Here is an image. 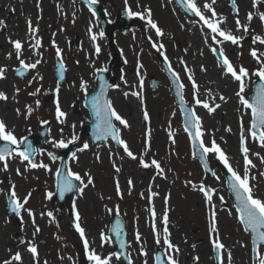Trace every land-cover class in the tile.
<instances>
[{
	"label": "rangeland",
	"instance_id": "rangeland-1",
	"mask_svg": "<svg viewBox=\"0 0 264 264\" xmlns=\"http://www.w3.org/2000/svg\"><path fill=\"white\" fill-rule=\"evenodd\" d=\"M8 1L13 2L14 0ZM8 1L0 0V21H5V26H10L11 30L15 29V34L2 30L0 32V41L1 45H5L7 51H9L6 54L13 51L11 58H8V55L6 57L4 55L3 60L8 66L6 67V74L11 82L12 95L15 96V99L11 100L15 101L16 108L18 107L17 109L20 110L21 115L14 116L15 119L12 120V124L6 121L5 123L10 130L14 131L17 138L30 134L34 136V140L37 136L36 130L43 124L42 121H48L51 128L45 140L44 149L36 153L33 159L36 163L43 162L47 164L49 166L48 170L44 168H28L25 171L27 161H22L15 154L6 158L7 170H2L5 162L0 161V227L4 233L0 264H3L5 260H9L16 252L28 256L31 259V264H81L87 261V254L81 245L80 234L73 226V223H75L73 204H75L76 211L77 208L81 210L79 222L85 230V238L92 242L90 244L91 249L102 257H108L113 253L114 244H112L113 239L109 233V225L111 217L114 214H119L128 227L129 254L134 255L132 258L133 264H145V262L153 264L154 251L157 248H166L163 244L164 226L161 220L165 208H167L168 218L170 216L175 217L179 213H183L184 210L188 211L186 214L187 218H185L187 220L182 218L181 224L185 230V235L191 236V239L188 237L190 248L192 251L197 250L195 248H199L197 251L200 255L199 257L197 253L198 259H196V256H191V264L195 263L193 259H196L197 264H214L212 254L208 250L211 249L212 245L207 239L210 234L209 227L212 211H215L216 216L221 213L224 217L232 219L229 232L220 236V242L225 246L223 248L224 256L223 259H220V264L221 261H223V264H231L230 260L232 259L229 260V254L230 256L233 254L232 248H239L242 251L246 256V264H257V260L254 263H252L253 261L251 262L253 259L250 258V234L244 231L237 220V211L233 206L232 198L229 196L230 194L221 175L220 169L223 164L216 158L215 154H207L210 164L215 168V177L210 180L203 176L199 161L192 155L193 151L190 148L187 134L182 128L181 113H179L180 111L176 103H174L175 100L170 92V84L167 82L168 79L163 74L162 68L157 61L158 55L163 51L164 58H167L170 66L177 72L179 81L184 85L182 91L184 99L200 118L206 114L210 121H213L215 115L221 116V121L222 118L226 119L228 117L230 119L229 124H232L231 131H225L224 140L215 136V127L217 126H214L212 131H208V137L206 136V139L203 138V140L207 146H210L211 141L214 139L227 155L232 168L243 175L244 159L243 154L240 152L239 143L241 119L243 120L244 128L247 129L250 124V111L242 108L235 95L239 89V82L223 74L222 67L218 66V59L214 56L211 49L213 47L223 48L226 56L237 70L241 65L249 70L250 75L246 81L247 87L244 93L248 98L253 82L258 79L252 76L251 73L260 67L250 55L249 41L245 38L250 33H244L242 29L237 30L236 24L232 23L231 27H224V29H229L236 36H243L244 38L238 45H233L230 41H225L223 44L216 43L212 40L213 34L210 29L202 27L199 17H184L179 9L174 7V2L162 0L172 22L169 26L165 25L164 29L162 26L160 27L163 31L162 36L156 35L155 30L147 24L146 19L142 20L139 17H133L134 19H132V24H130L128 30L123 32L122 24L114 30L116 34L111 42L100 35L99 22L87 10L78 9L77 4L73 0H43L44 6H48L51 11V24L54 26V31L60 38L61 44L58 45L55 41V36L49 34L50 30L39 31L37 38L43 44L40 43L38 48L33 49L34 57L30 56L31 59L41 60V63L37 65L38 72H35L34 69L28 70V75L18 79L14 77L13 72L14 69L19 67V62L16 59L10 41L15 36L18 40H23L21 36L23 35V30L21 28L23 27L24 29V25L28 24V20L31 17H21L10 13L7 20L2 19V12L7 8L6 4H8ZM62 1L70 5V12L62 9ZM15 2L21 4L19 5L20 9L25 12L27 11L26 8H29L28 5L22 4V0H15ZM204 2L206 0H197L198 6L208 16V10L203 9ZM207 2L211 4V0H207ZM219 2L223 5L221 8L224 7L226 9V16L229 21L235 22L237 12L236 14L231 13L228 4L229 0H221ZM235 2L239 10L238 18L245 15H243L245 10L252 12L257 17L264 13V0H255V7H253V0H235ZM102 6L106 11L107 17L114 21L118 12L122 9L125 10V0H104ZM128 6L135 12H144V9H149L146 0H128ZM212 7L216 9L214 4ZM11 9L14 8L9 7L6 10ZM56 13H60L62 16L58 17ZM25 18H27L26 24ZM89 27L92 28L91 34L88 32ZM190 31H194L197 34L196 38H198L200 48L204 50V57L207 56V59L214 62V69L218 72L217 74H223L225 76L224 81L234 91L230 96L225 94V100L219 99V95L224 94L219 87L218 91L222 93L219 94L217 92L215 96L197 92L199 99L206 100L209 104L212 101V103L215 102V105H220L212 113L195 103L192 83H190L185 74L186 60H184V53H178L179 46L174 41L176 40L179 43L178 33L186 36ZM173 33H175V36H173ZM92 34L96 35L95 42L98 43L100 48L99 53L94 55L91 53ZM76 38L79 42L77 47L74 44ZM164 42L170 44L172 51L166 53L164 48L158 50V46ZM35 43H27V45L22 43L21 58L27 63H29L30 58L24 57V47H29V45H34ZM153 44H156L157 47H153ZM57 47L61 50L60 59L63 61V66H65L67 71L66 80L61 84L57 83L53 73V65H55V60L58 58L56 56ZM116 50L121 53L122 62L120 61L112 72L117 79L116 85H119V87H114L110 91L109 96L117 113L127 121L129 126L124 127L115 120L114 124L120 128V138L125 141L129 150L137 157L136 160L128 157L123 147L122 149L116 148L110 140L93 146L81 129L83 120L89 119L88 111L83 107L84 95L92 86L94 87L93 80L96 71L107 68L110 57L115 54ZM262 59L264 58L262 57ZM138 62L142 65V68L139 69V75H137ZM149 75H153L160 82L155 89L151 88L148 83ZM30 80L32 81L31 84L28 83ZM141 80H143L142 88L139 86ZM82 81L86 85L83 90L80 87ZM58 85L59 90L57 92ZM16 88L20 89L19 93H16ZM37 89H40V91L36 95H29V93L36 92ZM126 92L129 93L127 96L125 95ZM133 92H137L139 95H132L131 93ZM52 93L57 94L56 98L59 100L60 108L65 113L62 118L63 122L58 121L56 118V103H52L50 100ZM231 98L237 104V106H233L232 110L228 106L229 103L226 106L223 105L227 103L226 100H231ZM144 99L146 102H150L151 106L148 103L145 104ZM37 100L40 101L39 105L36 104ZM26 106H30L33 109L31 114L27 112ZM145 111L148 113L149 118L143 123L142 116ZM1 116L0 112V120L4 121L5 119ZM153 129L160 130L162 135L163 173H159L154 166L143 168L139 164V159L141 158L146 163H151L153 159L158 161L156 154L152 156L147 154V142L149 135L154 131ZM73 135L77 139L68 143ZM179 136L184 139L186 150L176 155V138ZM61 139L67 143L72 153L75 154V156L72 154L69 160L70 170L80 174L85 183L87 182L85 173L90 174L93 178L92 185L85 188L82 194L77 190L75 198L72 201L63 203V205L57 204L53 194L55 191V171L59 165V150H61V148L53 146V141ZM85 142L89 144V148L80 151L79 149L82 148ZM227 145L234 146L235 150H231L236 153L235 158L230 157L226 153L230 151V146L228 148ZM246 146L249 149V159L255 161L256 165L259 166V169L252 166L249 167V183L254 188L255 196L264 199V175H261V173H264V160H262L264 158V147H261L260 143L253 140L251 136H248ZM48 153H52L57 159L53 160ZM257 153L259 155H256ZM97 156H99V159H97ZM9 163H12L10 167ZM113 164H115V168ZM116 168H119L120 171L117 172ZM17 169H19L20 174H17ZM13 177H16L18 182L21 183L19 191L16 192L21 200L28 193H31L25 207L33 211V217H30L22 209L19 216L21 220L19 226L14 223L15 219L12 215H9L6 207V195H9L12 185L16 184L12 180ZM252 177H255V179H252ZM129 179L132 181L131 186L128 183ZM158 179L162 182L160 192L151 189L153 188L152 183ZM78 182L80 183V181ZM203 182H209V186L214 188L211 207L209 203L206 204L197 190L198 186ZM117 183H119L120 188L119 195L117 194ZM48 192L52 193L50 198L47 197ZM150 193L156 194L152 196L151 201L148 199ZM155 196L156 199H154ZM165 197L168 198L167 203H165ZM221 197H223V201H221ZM83 205L86 206V210L82 209L81 206ZM151 209H154L156 213V233L153 232L154 218L151 215ZM49 212L52 213L51 217L48 216ZM33 218L35 223H33ZM169 219L178 221V218ZM36 227H39L40 231L33 235ZM101 231H104L110 237L103 247L100 240ZM137 232L140 234L139 242L136 241ZM17 233L22 236L23 242L15 239ZM157 236L161 239L160 244L156 243ZM169 239L174 240V238ZM29 241L38 250V255L35 259L27 251ZM141 248L144 249L147 255H141ZM173 254L177 256L178 253L172 252L171 255ZM205 254H207L206 259H204ZM186 257L190 256L186 255ZM180 259L182 260V258ZM110 264L124 263L113 255L110 259Z\"/></svg>",
	"mask_w": 264,
	"mask_h": 264
},
{
	"label": "snow or ice",
	"instance_id": "snow-or-ice-1",
	"mask_svg": "<svg viewBox=\"0 0 264 264\" xmlns=\"http://www.w3.org/2000/svg\"><path fill=\"white\" fill-rule=\"evenodd\" d=\"M87 4L90 6L97 3V0H85ZM216 0H211V4L206 2L203 4V9H206L211 12V17H207L204 12L202 11L201 7L198 6L197 0H181V3L184 5V8L186 11L194 14L195 16L199 17L200 21L203 22L204 25L208 29H210L212 35V40L216 43L223 44L225 41H230L233 45H238L240 41L244 38L243 36H236L233 35L231 30L221 28V24L226 22V17L219 16L217 19L218 14L216 13L215 9L212 7L213 4H215ZM232 4L235 7V0H232ZM255 0H253V7H255ZM91 10V8H90ZM125 11L129 17H139L140 19L144 20L146 19L147 24L155 30L157 36H162L163 31L161 28L157 25V23L151 18V10L150 9H144V12H135L130 9L128 6V0H125ZM238 8L236 9L237 12V18L235 20L236 28L237 30H243L244 33H247L249 31V25L250 22L253 19V14L249 12L247 14V21L249 23H242L241 20L238 18ZM259 19L261 23H264V13L260 14ZM4 22L0 21V25H2ZM29 23V31L32 33L37 32V29L33 28L31 26V21ZM88 32L92 33V28L89 27ZM101 36H103V33H100ZM96 35H91V40L93 42L96 41ZM222 38V39H218ZM259 42L260 44L264 45V37L260 35H255L252 37V43L256 44ZM12 44V47L15 52L16 59L19 62V68L14 69L17 75L23 76L25 74V71L36 69L37 65L41 63V60H36L34 63H27L22 57V49L23 45L21 41L15 40L10 41ZM40 40L37 39L36 43L34 45H29L30 48H38L40 46ZM55 46V45H54ZM153 47H157L156 44H153ZM163 45L158 46V50L162 49ZM100 48L96 47V52L99 53ZM211 51L216 54H219V60H218V66L222 67V72L226 76H230L231 79L234 81L239 82V89L235 93V95L238 98L239 104L242 106V108L250 110L251 120L249 127L247 129L244 128L243 120L241 119V135H240V152L243 154L244 159V173L241 175L236 170L232 168V166L229 163V159L227 155L224 153V151L221 149V147L216 143V141L213 139L211 141V145L207 146L204 143L203 140V131H202V123L201 118L196 114L194 110L189 111L186 113L187 121L185 126V131L189 133V136L191 138L193 147H197L200 150V159L204 161V158L207 154L212 153L216 155V158L223 164L224 168L227 169L228 173H230V178L227 181L231 189L236 195V210H237V220L239 223L243 226L244 230L249 232L251 235V243L253 245L252 251L256 253V260L257 264H264V254H262V245H264V199H261L254 194V188L249 183V175L248 170L249 167L252 165V161L249 159L248 153L249 149L246 146V140L248 136H251V138L257 142L260 143L261 147H264V53H260L258 55L257 50L255 48H252L250 50V55L257 61V63L260 65L255 71L251 73L252 76H255L258 78V83L254 82V94L251 96V98H247L244 93L245 89L247 87L246 81L249 78V70L242 65L239 66L238 70L237 68L231 63L229 58L225 55V52L223 48H215L213 47ZM160 54L163 56V51L160 52ZM12 53H8V58H11ZM56 56L58 58L61 57V50L57 47L56 48ZM165 60L167 61V58L165 57ZM183 63V61H181ZM61 68L63 69V63L61 62ZM138 71L137 75H139V69L142 68V65H137ZM171 70V69H169ZM187 71V69H185ZM202 70H206L202 66ZM7 69L4 66H0V79L5 78V73ZM98 71H103L98 70ZM173 77L177 81V96L180 97V103L181 105L184 104V98L181 95L180 90L183 89L184 85L182 83H179V76L175 72L172 73ZM35 79V78H34ZM123 79V77H121ZM188 79L192 81V88H193V99L197 105L202 106L203 108L207 109L209 113H212L215 111L216 108H219L220 105L216 104L215 107H212L209 105V103L206 100H201L197 97L198 92V86L196 85L193 77L191 75L188 76ZM29 84L32 83V81H28ZM126 83V81H125ZM139 86L142 88L143 86V80L140 81ZM81 89H85L86 85L82 81L80 85ZM106 85H101V91L98 95L93 96L91 100V106L93 109V115L96 118V140H102L106 139L107 137H111L113 141L123 146L124 152L127 154L128 157L132 158L133 160H136L137 157L129 150L127 144L124 140L120 138V128H118L113 121H118L120 125H123L124 127H128L127 121L122 118L115 108L113 107V104L110 100L106 99L104 97V89ZM112 87H119V85H113ZM59 90V85L57 86V92ZM16 93H19L20 89H15ZM40 89H37L36 92L29 93V95H36L37 92H39ZM129 93H125L127 96ZM132 95H139L137 92L131 93ZM13 99H15V96H13ZM220 100H225V97L221 95L219 97ZM0 100L7 101L8 96L5 92L0 91ZM40 101L37 100L36 104L39 105ZM27 107V112L31 114L33 109L30 106ZM56 118L58 121L63 122L62 118L65 116V113L61 110L59 100L56 101ZM17 115H21V112L19 109L16 110ZM149 116L148 113L144 112V120H148ZM43 124H47L48 121H42ZM62 131V130H61ZM227 131H231V129H227ZM77 137L75 135L72 136L71 140L68 141V143H71L75 141ZM0 141L4 142L2 145H0V161H4L3 169L7 170L8 164L6 162V158L12 157L13 154L15 156L19 157L22 161H27V165L25 168V171H27L28 168H44L45 170H48V165L41 163H36L33 161L32 157L42 151L40 149L34 148L30 142L27 141L26 137H20L17 138V136L14 134L13 130H10L5 123V121L0 120ZM174 142V141H173ZM21 145H23V148H21ZM15 146V147H12ZM54 147L64 148L67 147V143L61 139L59 141H53ZM89 148V144L85 142L82 146L80 151H84ZM48 155L53 159L56 160L57 157L53 155L52 153H48ZM75 156V154H73ZM256 155H259L258 153ZM97 159H99V156H97ZM264 160V158H262ZM139 164L143 168H149V167H155L159 173H163V168H161L160 163L153 159L151 163H146L143 158L139 159ZM113 167L115 168V164H113ZM204 167L207 168L208 165L205 162ZM116 171L119 172L120 169L116 168ZM17 174H20L19 169H17ZM215 175V173H213ZM57 175V185L60 191L61 197L66 192H71L74 189L78 190L81 194L83 193L84 189L87 188L89 185L93 184V178L90 174L85 173V176L87 178V182L81 178L80 174L73 172L71 170H68L67 172L62 173L60 168H57L56 170ZM261 175H264V173H261ZM73 179L80 181V186L77 189L76 185L73 184ZM219 179V177H217ZM252 179H255V177H252ZM129 185L131 186L132 181L129 179L128 181ZM191 183V182H189ZM195 187V185H193ZM117 188V194H120V188L119 183L116 185ZM199 191L204 193V197L207 203H209L211 207V191L210 189H206L203 184L199 188ZM10 210L15 213L17 216H20L21 210L23 209L28 213L30 217H33V211L31 209H27L25 205L28 202L29 197L31 196V193H28L23 199L21 200L15 191V185H12L10 189ZM156 195L155 193H150L148 199L151 201L152 196ZM52 193L48 192L47 197H51ZM167 197H165V203H167ZM221 201H223V197L220 198ZM111 211V210H109ZM151 215L153 216V232H157L156 228V213L154 209H151ZM73 212L75 214V223L74 227L75 230L80 234V238L84 243L85 252L87 254L88 260L91 262V264H110V259L113 255L116 256L117 259H119V255L116 253L110 254L108 257H102L101 255L97 254L95 250H92L89 248V242L85 238V230L80 225V215L76 211L75 204H73ZM48 216H52V213L49 212ZM163 224V244L166 246V258H167V264H178L177 260L174 258L173 255H171L172 252H179V248L174 245L170 239V232L168 229V210L165 208V211L162 216L161 220ZM33 223H35V220L33 218ZM216 214L215 211H212L211 213V223L209 227L210 234H215V238L212 239V247L213 250L217 252V259H220L219 253L220 251L225 247L223 243L220 242L219 234L216 227ZM112 232L115 233L117 237H119L121 233V225L119 222L111 229ZM40 231L39 227H36L35 232L33 235L38 233ZM110 239L109 236L105 234L104 231H101L100 233V240H101V246L103 247L105 243L108 242ZM136 241H140V234L139 232L136 233ZM23 242V241H22ZM156 243L160 244L161 239L159 236L156 238ZM121 247H124L123 243H121ZM27 251L31 253L32 257L35 259L38 255V250L36 246L32 242H28V248ZM141 255H147V253L144 251L143 248L140 250ZM198 259V257L196 258ZM231 259V256L229 254V260ZM158 264H162V262L159 261V258H157ZM3 264H22V255L20 252H16L12 255V257L9 260L3 261ZM129 264H131V260L129 259ZM147 264V262H145ZM221 264H223V261H221Z\"/></svg>",
	"mask_w": 264,
	"mask_h": 264
},
{
	"label": "bare ground",
	"instance_id": "bare-ground-1",
	"mask_svg": "<svg viewBox=\"0 0 264 264\" xmlns=\"http://www.w3.org/2000/svg\"><path fill=\"white\" fill-rule=\"evenodd\" d=\"M6 1H8V0H6ZM219 1H221V0H216V2L214 4L215 8H216L215 11L218 14L217 19L219 16H223V17L227 18L226 22L221 24L220 26L225 27V28L231 27L230 25H232V23L235 24V22L229 21L228 17L226 16V9L224 7L221 8L223 5ZM42 2H43V0H24L22 2V4L28 5L29 8H26L27 11L25 13H22V11H20V6H19L21 4L16 3L15 0L13 2L8 1V4H6L7 8L9 9V7H11V8L13 7L14 9L6 10L7 8H5L4 12H2V19L7 20L8 16H9L8 14H10V13H12V14L14 13V15H19L21 17H31V20H30L31 26L33 28L37 29V32H35V33L31 32L30 33V31L28 29H26V25H24V29H23V27L21 28V30H23V35H21L23 40L21 41L19 39V41H21V43H24L26 45H27V43H35L34 37H35V39H37V37H38L37 34L39 33V31L50 30L49 34H52L55 36V41L59 45V44H61L60 38L58 37V35L54 31V26L51 24V21H52L51 17H50L51 11H50L49 7L44 6V4ZM62 2H63L62 3V9L68 10V12H70V5L64 1H62ZM146 2H148V7L151 10V14H152L151 18L157 23V25L159 27L162 26V28L164 29L165 25H167V26L171 25V23H172L171 19L168 16V13L165 9L166 7H164L165 3L162 0H146ZM249 12L250 11L245 10V12L243 13V15L244 14L245 15L242 17H239V19L241 20L242 23H249L247 21V14ZM56 15L58 17H60L61 14L56 13ZM25 20H26V18H25ZM3 22L4 23L2 25H0V32L2 30L4 32L12 31L11 27L8 25L5 26V21H3ZM248 32L250 34L248 36H245V38L249 41L250 48L251 49L255 48L257 50L258 55L260 53H264V45L260 44L259 42H257L256 44L252 43V37L255 35H260V36L264 37V23H261L259 17L255 16L254 14H253V19L250 22ZM177 35L179 37L178 38L179 43L176 40H174V41H175L176 45L179 46L178 53H184V58H185L184 60H186L185 67L187 69V71L185 70L186 71L185 74L187 76V79H188L189 75H191L193 77L196 85L198 86V92L212 94V96L217 95V92L219 94L224 92L223 96L225 94L228 96L232 95V93H234V91L231 89L230 86L228 87L229 84L227 85V82L224 81L225 76H223V74H220V73L217 74L218 72H216V70L214 69L215 68L214 62L207 59V56L204 57V50L202 48H200L198 38H196L197 34H195L194 31H190L189 33L186 34V36L182 35L180 33H178ZM233 35H235V34H233ZM173 36H175V33H173ZM164 37H167V36H164ZM50 40H49V42H50ZM1 44L2 43L0 41V66L8 67L6 65V62L3 59H4V55H5V57H6V55H8V54H6V52H9V51H7L5 45H1ZM162 45H163L164 51L166 53H168L169 51H172L171 50L172 47L170 46V44L164 42V43H162ZM11 53L13 55V51ZM24 53H25L24 57L30 58L29 63H34L36 61L34 59H31V57H34L33 56V48H29L28 46H25L24 47ZM202 66L206 70H202ZM34 70H35V72H38L37 67ZM6 73H5V78L0 79V91H3L7 94L8 100L7 101L0 100V112L2 114L1 117L3 119H5L4 121L12 124V120L15 119L14 116L17 117L16 110L18 107L16 108L17 105L15 104V101L11 100V99H13L14 95H12L11 85H10L11 82H10V79H8L9 77L7 76ZM33 74H35V73H33ZM190 83H192V81H190ZM218 87L220 88V91L222 90V92L218 91ZM221 95L222 94H220L219 97ZM232 99L233 98H231V100L230 99L226 100L227 103L225 102L226 104H223L224 106H226L229 103L228 106L230 107V110H232L233 106H237L235 101ZM144 102H145V104L148 103V102H146L145 99H144ZM148 105L151 106L150 102L148 103ZM209 105L214 107L215 102L212 103V101H211V103ZM175 117L176 116L174 114V118ZM222 121H221V116H219V115H215L213 121H210L208 119V115H206V114L203 115L201 117L202 131L204 133L203 138L206 139V136L208 137L207 132L212 131L214 126H217V127H215V130H216L215 136L222 138V140H224L225 131H227V129H229V128L231 129L232 124H229L230 119L228 117L226 119L222 118ZM209 127H211V128H209ZM149 136L150 137L148 138V142H147L148 143L147 154L149 156L156 154L158 162L160 163L161 168H163V170H164V167H163L164 166V159H163L164 154L162 152V146H161L162 145L161 132H160V130L158 131V129H157V130L152 131ZM184 144L185 143H184V139L182 138V136H179L176 138V145H175L176 146V149H175L176 155H179L186 150ZM229 146H230V151L229 152L227 151L226 153H228V155L230 157L235 158L236 153L232 152V150L234 151L235 148L233 145H229ZM229 146L227 145L228 148H229ZM10 164H12V163H9V167H10ZM252 165H254L255 168L259 169V166L256 165L255 161H252ZM253 170H255V169H253ZM13 178H12V180L14 182H16V184H14L15 185V191L18 192L19 186H21L20 185L21 183L18 182L16 177H13ZM152 185H153V188H151V189H153L154 191L160 192L159 190L162 189L161 188L162 182L159 179L157 181H154L152 183ZM154 199H156V196ZM81 207H82V209L86 210L85 205H83ZM173 208H175V207H173ZM77 212L81 213V210H79V208H77ZM183 213H179L175 217H171V216L169 217V218H178V221L175 219H169V222H168V229L170 232L169 238H174V240L172 239L171 242L179 248L178 254L192 255L193 252L190 251V240H188L189 238L191 239V236L185 235V230L181 224L182 218L184 220H187L185 218H187L186 214L188 213V211L184 210ZM216 222H217L216 227H217V231H218L219 238H220V236L229 232V227H230V224H232V219L224 217L220 213L219 216H216ZM3 234H4L3 229L0 227V254H1V251L3 250V245H2V242L4 240V239H2ZM214 238H215V236H214ZM87 240L89 242V248L91 249L90 244L92 242L89 239H87ZM81 245L83 246V249L85 250L83 241H82ZM232 249H233V254H231V259H232V260H230L231 264H246V259H245L246 256L242 253V251L239 248H232ZM30 261H31V259H29L28 256H26L25 254H22V264H31Z\"/></svg>",
	"mask_w": 264,
	"mask_h": 264
},
{
	"label": "water",
	"instance_id": "water-1",
	"mask_svg": "<svg viewBox=\"0 0 264 264\" xmlns=\"http://www.w3.org/2000/svg\"><path fill=\"white\" fill-rule=\"evenodd\" d=\"M25 73H26V71H25ZM59 77H60V81L62 79H64V76L61 77L60 74H59ZM97 78H98L96 80V83H98V84H96L97 85V89H96V91H92L89 94V96H88V98H87V100L85 102V105H86L85 107H87L89 109L90 115L92 117V120L91 121L84 122V129L85 128L87 129L88 135L91 137L90 139H92V141H93L94 144H96L97 142H102V141L103 142H106V140L108 139V137L106 139H102V140H96L95 139V135H96V127H95V125H96V118L93 115V109H92V106H91L92 97L93 96H96V95H98L100 93V91H101V85L103 84V85H106V87L104 89V97L107 99L108 91L113 86V84L115 83V82L111 81L110 78H109V76L106 75V74H101V75L98 74ZM150 81H151L150 83L152 84V87H155L157 85V83H158V82H155V80L152 77L150 78ZM171 82H173V90H174V93H175V95L177 97V100H178L177 103H179V105H180V107H181V109H182V111H183V113L185 115V119H187V116H186V112L188 110L187 109V106H185L184 104L181 105V103H180V97L177 96V87H176L177 84H176V81L174 79H172ZM253 94H254V90H253ZM185 126H186V123H185ZM39 131H40V136H39V139H38L37 143H38V145L40 147H42L43 146V142H44L43 141L44 140V137L47 135V126H45L44 128H42ZM116 145H119V144L116 143ZM192 147H193V144H192ZM194 150H195L194 155L199 158V160L202 163V166L205 169V171L208 172L209 174H211L212 173L211 168L209 166L207 168L204 167V163L205 162L207 163L206 157L204 158V161H202L200 159V150L198 148V144H197V147L194 148ZM70 155H71V152L69 150H67V149H64L63 152H62V154H61L60 169H61L62 173L68 171V160H69ZM227 179L229 180V177H227ZM55 183H56L55 197L58 199L59 204L63 203L64 200L72 199L74 197V194H75L74 192H76V189H74L71 192H66L63 195V197H61L60 191H59V188H58V185H57V175H56V182ZM73 184L76 185V187H77L78 186L77 180H74L73 179ZM230 189H231V187H230ZM231 191L234 194V197H235V205H236V203H237V201H236V195H235V193L233 192L232 189H231ZM9 204H10V201H9ZM9 210H10V207H9ZM10 212L13 213L11 210H10ZM13 214H15V213H13ZM122 221L123 220H122V218L120 216L114 215L112 217V222H111V225H110V233L112 234V236L114 238V241H115V243H114L116 245V251H115V253L118 254L119 256H121L124 260H126L127 259V255L125 253H126V248H127V241H126V235H127L126 232H127V229H126V226L124 225V222H122ZM117 222L120 223L121 229H122L119 237H117L115 235V233L112 232V230H111L117 224ZM17 223H18V221H17ZM16 238L20 239L19 238V235H17ZM121 243H123L124 247H121Z\"/></svg>",
	"mask_w": 264,
	"mask_h": 264
},
{
	"label": "flooded vegetation",
	"instance_id": "flooded-vegetation-1",
	"mask_svg": "<svg viewBox=\"0 0 264 264\" xmlns=\"http://www.w3.org/2000/svg\"><path fill=\"white\" fill-rule=\"evenodd\" d=\"M102 2H104V0H99V3L102 5ZM77 7H78V9H85L86 10V8L82 5V4H77ZM103 7V6H102ZM104 8V7H103ZM21 10V9H20ZM22 11V13H24L25 11H23V10H21ZM106 12V11H105ZM208 13H209V17H211V12L210 11H208ZM31 20V19H30ZM29 20V21H30ZM26 24V23H25ZM26 26H27V24H26ZM12 33L13 34H15V29H13L12 30ZM11 33V34H12ZM16 37V36H15ZM15 37L14 38H12V40H14L15 39ZM195 249H199V248H195ZM192 249L190 248V251H191ZM209 250V252H210V254H212V259H213V261L215 262V260H214V253H213V247H211V249H208ZM193 252V251H192ZM197 253H198V251L196 252V253H192V255L193 256H196V258H197ZM220 253H221V251H220ZM209 254V255H210ZM206 255L207 254H205V258L204 259H206ZM208 255V256H209ZM134 255L133 254H130V257H131V259H132V257H133ZM173 256H174V258L177 260V262H178V264H191V262H190V258H191V255H189L190 257H186V255H183V254H177V256H179L178 258H179V260H178V258H177V256H176V254H173ZM185 256V258L183 259V257ZM198 256L200 257V255H199V253H198ZM207 256V257H208ZM220 256V255H219ZM198 257V258H199ZM180 258H182V260L180 259ZM186 258H188V259H186ZM203 258V257H202ZM194 260V262L195 263H192V264H197V261H196V259H193ZM166 261H167V259H166ZM165 261V262H166ZM167 263V262H166ZM214 264H219V261L218 262H215Z\"/></svg>",
	"mask_w": 264,
	"mask_h": 264
}]
</instances>
